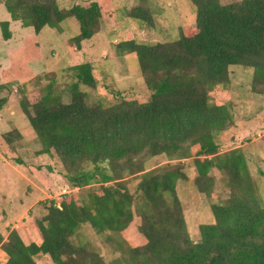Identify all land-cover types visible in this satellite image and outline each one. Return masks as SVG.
I'll use <instances>...</instances> for the list:
<instances>
[{
  "label": "trees",
  "instance_id": "obj_1",
  "mask_svg": "<svg viewBox=\"0 0 264 264\" xmlns=\"http://www.w3.org/2000/svg\"><path fill=\"white\" fill-rule=\"evenodd\" d=\"M131 1L135 5L124 9L125 15L151 26L150 0ZM190 2L195 6L194 24L180 27L175 39L147 43L126 30L115 42L119 55L136 54L147 100L128 99L113 80L98 78L89 63L72 68L64 84L71 94L68 103L55 80L45 85L44 93L23 92L20 109L41 142L40 153L54 155L59 174L72 190L88 189L83 197L74 192L65 196L59 205L50 200L36 221L40 243H26L16 229L6 239L0 233V248L7 256L3 264H38L40 255H48L54 264H106L84 239V226L121 252L109 264H264V198L245 151L236 147L222 153L218 140L230 129L237 133L236 103L213 100L215 93L239 89L233 67L252 70L249 91L264 95V0ZM0 4L13 21L34 29L23 46L10 52V65L1 70L0 93L14 81L43 79L30 63L42 57L38 34L45 26L59 28L62 21L75 18L79 33L71 42L81 49L102 25L111 28L108 21L116 19L119 7L113 0L68 8H61L58 0ZM0 25L3 38L10 39L9 21ZM82 87L96 89L111 101L90 103ZM7 102V96L0 95V110ZM2 136L13 151L23 139L17 128ZM162 156L166 163L148 169L149 161ZM189 159L192 185L199 194L210 200L218 197L217 177L228 191L225 199L210 204L213 220L199 225L197 240L188 231L177 189L190 181L184 163ZM16 162L24 164L19 158ZM27 168L46 191H57L40 166ZM126 176L137 181L133 191ZM135 216L145 242L124 246L121 232Z\"/></svg>",
  "mask_w": 264,
  "mask_h": 264
},
{
  "label": "rangeland",
  "instance_id": "obj_2",
  "mask_svg": "<svg viewBox=\"0 0 264 264\" xmlns=\"http://www.w3.org/2000/svg\"><path fill=\"white\" fill-rule=\"evenodd\" d=\"M89 1L59 0L58 2L62 8H68L78 2L88 6ZM113 2L119 7L116 19L108 21L111 28L102 25L101 31L86 40L82 49L75 50L76 46L71 42L79 31L75 18L62 21L59 28L45 26L38 34L43 58L31 66L37 71L36 73L44 74L43 79L39 83H36V79L14 81L8 83V89L0 93L8 98L7 107L0 111V194L4 196H1L0 204V233L4 235V239L12 229H16L26 243L30 241L40 243L41 234L36 221L47 212L46 206H49L50 200H54L59 205L65 196L74 192L83 197L88 189L72 190L59 174L60 164L54 155L40 153L41 142L20 109L19 102L23 92L44 93L45 85L55 80V84L63 91V101L68 103L71 100V94L65 91L64 84L71 79L72 68L81 63H89L98 78H104L108 82L113 80L128 99L138 97L141 101H145L149 97V92L146 86L144 87L136 54L119 55L117 53L115 42L119 34L129 30L135 33L138 41L156 43L175 39L180 27L192 25L195 20V6L190 0H150V9L153 14L151 26L125 15L124 9L132 7L135 2L131 0H113ZM2 21H9L12 36L5 40L0 25V66L3 63V52L4 57L10 58V52L16 47L23 46V40L34 33L33 27H23L20 21H13L4 4H0V23ZM111 29L114 30L113 33ZM231 71L233 79H240L237 85L239 89L222 91L213 95V100L217 103L237 104L233 108L235 118L238 117L235 125L237 133L230 129L231 131L219 135L220 151L223 153L236 147H241L245 151L254 182L264 198V95H255L249 91L252 70L233 67ZM108 73H110L109 79L106 77ZM46 75H48L47 78ZM82 88L88 93L87 101L90 103L98 99L108 100L106 94L102 95L96 89ZM16 128L23 134V139L17 146V150L13 151L2 135ZM17 158L24 164L17 163ZM166 162L163 156L154 158L149 161L147 167L150 169ZM184 163H186L185 170L190 181L179 183L178 196L190 236L197 240L199 225L213 220L210 204L219 199H225L228 191L223 188L220 177H217L215 191L219 198L210 200L199 194L192 185L193 163L191 159L185 160ZM28 165L40 166L43 175L49 178L57 191L55 193L46 191L37 176L27 168ZM49 166L52 169H48ZM126 178L129 179L128 186L133 191L137 181L132 176H126ZM139 223L140 218L135 216L127 229L121 232L124 246H136L145 242L144 237L138 232ZM82 233L84 239L90 242L91 248L104 257L106 264L120 256L121 252L113 251L116 247L107 245L104 237L96 235L91 227L84 226ZM6 260L7 256L0 248V264L5 263ZM36 261L38 264H54L48 255H40L36 257Z\"/></svg>",
  "mask_w": 264,
  "mask_h": 264
},
{
  "label": "crops",
  "instance_id": "obj_3",
  "mask_svg": "<svg viewBox=\"0 0 264 264\" xmlns=\"http://www.w3.org/2000/svg\"><path fill=\"white\" fill-rule=\"evenodd\" d=\"M59 1V0H58ZM91 1V0H90ZM89 1V2H90ZM61 7V6H60ZM62 8V7H61ZM71 18H73V17H71ZM79 29V28H78ZM78 33H79V31H78ZM77 35V34H76ZM75 35V36H76ZM89 40V39H88ZM86 41V40H85ZM84 41V42H85ZM84 42H82V46L84 45ZM19 47H21V46H19ZM8 50H10V48H8V47H6ZM17 48V47H16ZM75 50H77V48L75 47L74 48ZM82 49V48H81ZM42 50V49H41ZM74 50V51H75ZM43 58V52H42V57L40 58V59H38V60H36V61H33V62H31L30 63V66H32L34 63H36L37 61H39V60H41ZM2 60H3V63H1V70L2 69H4V68H6V67H8L9 65H10V58H8V56L7 57H4V52H3V56H2ZM32 68V67H31ZM34 71V73H35V75L37 76V75H40V74H38V73H36L37 71L36 70H33ZM1 73V72H0ZM46 74V73H45ZM47 74H49V73H47ZM42 75V74H41ZM44 75V74H43ZM28 79H35L34 77H31V78H28ZM27 79V80H28ZM46 79V78H45ZM3 81V80H2ZM2 83V82H1ZM1 111V110H0ZM10 129V128H9Z\"/></svg>",
  "mask_w": 264,
  "mask_h": 264
}]
</instances>
